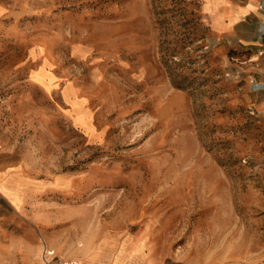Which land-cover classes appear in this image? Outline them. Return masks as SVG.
Wrapping results in <instances>:
<instances>
[{
	"label": "rangeland",
	"instance_id": "374dc122",
	"mask_svg": "<svg viewBox=\"0 0 264 264\" xmlns=\"http://www.w3.org/2000/svg\"><path fill=\"white\" fill-rule=\"evenodd\" d=\"M246 72L200 0H0V138L52 175V209L29 194L0 228V264H81L87 244L146 264L140 242L161 264H264Z\"/></svg>",
	"mask_w": 264,
	"mask_h": 264
},
{
	"label": "crops",
	"instance_id": "0c3cea01",
	"mask_svg": "<svg viewBox=\"0 0 264 264\" xmlns=\"http://www.w3.org/2000/svg\"><path fill=\"white\" fill-rule=\"evenodd\" d=\"M200 9L214 34L242 52L252 106L264 116V36L260 32L264 26V0H200ZM34 78H39V73H35ZM29 159L22 150L8 146L0 138V228L14 216L24 223V205L29 194L50 193V198L41 199L40 207L52 209V175L38 174L34 162ZM31 220L36 222L39 219L32 215ZM144 246L140 242L138 249H141L145 263L161 264V260L151 257ZM82 253L81 264H94L88 244ZM120 259L118 254L115 255L113 264H121Z\"/></svg>",
	"mask_w": 264,
	"mask_h": 264
},
{
	"label": "built area",
	"instance_id": "2783aa9c",
	"mask_svg": "<svg viewBox=\"0 0 264 264\" xmlns=\"http://www.w3.org/2000/svg\"><path fill=\"white\" fill-rule=\"evenodd\" d=\"M260 32L264 36V26L260 29ZM48 253H50V251H48ZM57 264H77V261H74V260H58ZM165 264H176V263L167 262Z\"/></svg>",
	"mask_w": 264,
	"mask_h": 264
}]
</instances>
